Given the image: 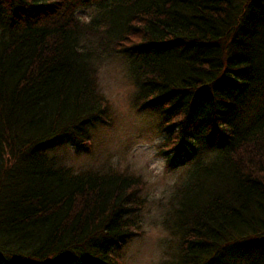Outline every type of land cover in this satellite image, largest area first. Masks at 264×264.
I'll return each instance as SVG.
<instances>
[{
  "label": "trees",
  "instance_id": "1",
  "mask_svg": "<svg viewBox=\"0 0 264 264\" xmlns=\"http://www.w3.org/2000/svg\"><path fill=\"white\" fill-rule=\"evenodd\" d=\"M114 56L182 159L160 193L47 154L110 122ZM147 222L168 233L156 264H264V0H0V264H122Z\"/></svg>",
  "mask_w": 264,
  "mask_h": 264
},
{
  "label": "rangeland",
  "instance_id": "2",
  "mask_svg": "<svg viewBox=\"0 0 264 264\" xmlns=\"http://www.w3.org/2000/svg\"><path fill=\"white\" fill-rule=\"evenodd\" d=\"M86 11L79 13L86 16ZM100 70V87L111 105L110 122H97L90 127V145L87 148H76L69 142H63L49 148L47 154L55 157L58 164L75 171L93 165L127 168L142 175L148 193H160L181 172L179 161L182 159L178 155L168 162L157 154V145L163 137L157 126L159 110L134 107L132 96L135 87L127 59L114 56ZM167 238L168 233L161 225L147 222L143 233L133 236L118 249L122 264H156L161 257V242ZM230 251L233 256L227 255L215 264H220L223 259V264H250L255 258L245 249Z\"/></svg>",
  "mask_w": 264,
  "mask_h": 264
}]
</instances>
